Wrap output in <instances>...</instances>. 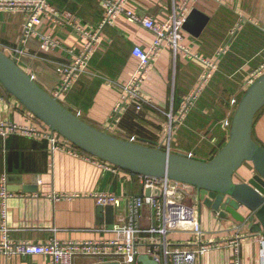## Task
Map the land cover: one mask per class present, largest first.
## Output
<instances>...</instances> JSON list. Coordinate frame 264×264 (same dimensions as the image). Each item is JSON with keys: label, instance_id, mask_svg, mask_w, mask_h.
Here are the masks:
<instances>
[{"label": "crops", "instance_id": "crops-1", "mask_svg": "<svg viewBox=\"0 0 264 264\" xmlns=\"http://www.w3.org/2000/svg\"><path fill=\"white\" fill-rule=\"evenodd\" d=\"M26 1V0H0ZM73 21L94 30L104 14L103 0H47ZM183 0H125V7L163 23ZM194 12V14H191ZM25 16L20 8L0 7V44L16 63L48 93L62 84V69L71 65L83 39L68 26L42 18L38 34L23 36ZM189 17V18H188ZM188 24L182 43L189 54L164 46L140 85L149 103L137 110L129 105L118 118L112 113L122 84L138 66L134 47L148 49L154 35L127 16H118L100 33L97 48L85 69L60 95L63 106L93 126L135 142H153L171 152L211 159L229 139L230 124L238 101L246 90V79L264 62V0H190ZM40 35L56 45L45 47ZM203 60L216 67L201 86L184 116L180 109L205 70ZM235 100V102L233 101ZM173 116V122L165 128ZM12 121L44 128L14 96L0 84V123ZM252 137L264 147V107L254 117ZM253 174L250 162L235 171V182H247ZM15 195L7 201L6 225L12 241L35 244L58 241H96L108 245L117 235L114 226L127 222L131 201L145 196L138 174L102 164L61 148L49 151L46 140L21 135H0V182ZM196 191L184 198L192 206ZM113 197L112 201L101 197ZM198 199V198H197ZM202 240L211 244L199 264H233V243L239 246L240 264H264V235L251 233L248 224L227 213L220 216L201 201L196 205ZM141 223H150L151 209H141ZM1 227V219H0ZM0 230V240H2ZM194 234L173 230L174 242L193 239ZM97 260L84 255L74 264ZM0 264H51L43 254L12 255L0 252ZM138 264V263H136Z\"/></svg>", "mask_w": 264, "mask_h": 264}, {"label": "built area", "instance_id": "built-area-1", "mask_svg": "<svg viewBox=\"0 0 264 264\" xmlns=\"http://www.w3.org/2000/svg\"><path fill=\"white\" fill-rule=\"evenodd\" d=\"M189 1L183 0L167 21L156 23L149 16L137 15L128 10L125 7V0H103L104 14L94 30H88L81 22L73 21L68 12L57 10L47 0L0 1V7L20 8L24 11L26 14L24 37L38 34L36 25L41 22L42 18L68 26L82 37V48L73 53V63L62 69V84L58 91L52 95L58 100L60 95L70 87L77 74L87 66L97 48L103 28L113 23L118 16H127L151 31L154 35L151 46L148 49H142L138 46L133 49V55L139 61L138 66L129 80L121 85L122 93L112 113V118L115 119L129 105H133L135 109L140 110L143 104L150 102L149 99L141 95L140 85L164 46L172 48L174 53L182 51L189 54L182 43L183 23L188 14ZM40 37L45 47L57 44L48 35H40ZM203 63L205 64V70L195 91L186 97L185 102L182 104L179 118L184 116L202 84L207 81L211 71L216 67L214 60H203ZM263 74L264 62L261 67L247 77L246 88ZM233 101L235 102V100ZM173 118L170 115L171 122L165 128H170ZM43 125L44 128H39L33 124H18L12 121L2 122L0 123V135L6 137L15 134L39 140L43 139L48 142L51 153L57 149L65 148L75 155H83L102 164L113 166L81 151L58 132L51 130L44 123ZM138 176L145 188H158L161 195L159 197H134L130 204L127 222L123 225L114 226L112 230L117 235L116 239L110 241L108 245H104L102 242L96 241L73 242L50 239L45 243L35 244L28 241L10 240L6 225L7 201L15 193L7 189L4 175L0 182V230L3 234L2 240H0V252L7 258L12 255L24 257L30 254H43L50 258L51 264H74L75 258L79 255L92 257L97 260L96 263L136 264L137 256L141 254H147L158 264H199L202 254L212 245L204 243L202 240V230L196 210L199 200L196 198L192 206L184 204V198L195 187L166 177L160 178L139 174ZM101 198L102 200H113V197L110 196ZM144 206L151 209L150 223L147 225L141 223V209ZM173 230L189 231L194 234V237L184 242H174L169 238V234ZM233 254V264H240L237 243H233Z\"/></svg>", "mask_w": 264, "mask_h": 264}, {"label": "water", "instance_id": "water-1", "mask_svg": "<svg viewBox=\"0 0 264 264\" xmlns=\"http://www.w3.org/2000/svg\"><path fill=\"white\" fill-rule=\"evenodd\" d=\"M188 18L183 28L188 24ZM0 84L34 117L81 151L135 174L190 184L195 187L203 205L220 216L229 213L237 221L246 222L251 233L262 232L264 235V147L252 137L254 117L264 107V74L240 97L232 116L229 139L209 160L171 152L153 142L120 138L93 126L45 91L1 44ZM245 162L252 164L253 174L247 182H235L234 173ZM160 195L158 188H145V196ZM136 261L138 264H158L147 254L137 256Z\"/></svg>", "mask_w": 264, "mask_h": 264}]
</instances>
